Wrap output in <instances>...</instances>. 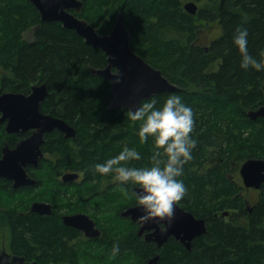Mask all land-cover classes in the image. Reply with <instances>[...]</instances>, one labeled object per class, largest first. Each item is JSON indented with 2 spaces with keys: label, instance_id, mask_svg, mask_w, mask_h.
<instances>
[{
  "label": "trees",
  "instance_id": "obj_1",
  "mask_svg": "<svg viewBox=\"0 0 264 264\" xmlns=\"http://www.w3.org/2000/svg\"><path fill=\"white\" fill-rule=\"evenodd\" d=\"M80 1L81 11L70 12L100 35L108 34L121 14L132 51L178 88L147 100L155 98L161 107L168 95L176 94L193 110L191 138L197 143L193 158L177 178L187 189L177 204L194 217L206 219L205 234L195 238L190 249L172 239L157 249L137 236L136 223L120 216L135 206L129 196L134 186L116 182L98 198L109 223L104 229L109 228L108 235L113 231L107 249L92 254L84 251L81 257L87 260L83 264H145L155 255H159L157 264H264V184L248 212L241 187L230 176L245 160L264 159V119L247 117L249 110L264 107V71L242 69L233 43L237 29L247 30L249 54L264 62V0ZM187 2L197 5L194 15L183 8ZM203 24H214L218 30L205 48L200 42ZM29 31L30 41L24 38ZM106 64L105 54L85 44L74 31L58 22H41L27 0H0V94L27 95L32 86L45 83L47 96L40 111L76 130L75 145L57 137L58 150L51 153L55 163L81 171L101 189L103 180L110 181L112 175L97 173V164L128 147L141 157L129 166L150 167L154 151L151 137L146 143L139 139L141 122L132 121L121 108L107 110L109 81L91 73ZM13 137L0 125V147L5 140L12 144ZM39 180L47 188V169ZM4 183L0 180V191ZM33 200L29 195L12 194L3 204L9 210L24 211ZM224 212H228L226 217ZM4 214L0 226L7 227L12 249L26 261L40 259L44 264L55 241L62 244L67 229L52 217L15 211ZM114 245L119 246L116 254ZM62 252L57 249L54 255Z\"/></svg>",
  "mask_w": 264,
  "mask_h": 264
},
{
  "label": "water",
  "instance_id": "obj_2",
  "mask_svg": "<svg viewBox=\"0 0 264 264\" xmlns=\"http://www.w3.org/2000/svg\"><path fill=\"white\" fill-rule=\"evenodd\" d=\"M39 14L41 22H58L65 29L72 30L84 40V43L101 50L107 64L102 69H91V73L97 77H103L109 81L111 99L107 110L121 108L127 110L135 107L151 96L163 92L177 91L178 88L169 83L162 73L150 66L130 48V34L126 30L121 14L118 15L115 24L108 34L100 35L96 29L85 20L76 17L70 11L79 13L83 7L80 0H27ZM183 8L191 15L197 10V5L187 2ZM117 70L119 77H116ZM119 79V84L112 81ZM264 91V83L262 85ZM47 96L45 83L31 87L29 94L3 93L0 94V124L5 123V132L8 134L25 132L33 129L32 134L18 142L13 149L6 145L1 150L0 178L14 181L15 187H24L34 184L29 178L24 167L29 164H37L42 156L40 146L43 144V136L52 130H58L66 137L74 136L75 131L64 121L43 114L40 104ZM247 117L253 121L264 119V107L249 110ZM239 176L243 187L246 189L260 190L264 184V159H247L239 168ZM77 178V175L66 174L63 179ZM134 190V188H133ZM50 206L43 203L32 204L30 211L39 214H49ZM175 216L170 222H150L140 224L137 218L142 214L136 206L128 207L121 212V216L129 217L132 222L139 224L138 235L149 231L145 241L153 242L157 248H161L170 238L180 242L186 249H190L191 242L205 234L206 219L196 218L189 211L184 210L178 204L175 205ZM250 211V207H248ZM228 212L222 214L227 216ZM66 225L82 229L88 236H95L98 230L89 231L92 222L82 215L66 217ZM163 226V228H161ZM166 229V230H165ZM89 232V233H88ZM159 255L147 260L146 264H157ZM0 264H28L22 257H14L7 262L5 253H0Z\"/></svg>",
  "mask_w": 264,
  "mask_h": 264
},
{
  "label": "clouds",
  "instance_id": "obj_3",
  "mask_svg": "<svg viewBox=\"0 0 264 264\" xmlns=\"http://www.w3.org/2000/svg\"><path fill=\"white\" fill-rule=\"evenodd\" d=\"M233 43L241 55L242 69L264 71V62L249 54L247 30L237 29ZM116 77H119L118 70ZM112 83L119 84L120 80H113ZM156 105L157 101L153 98L126 110L132 121L141 122L138 131L141 143L152 138L154 151L151 166H129L130 162L141 157L135 149L128 147L115 158L95 166L97 173L104 176L111 174L113 181L134 186L129 196L142 213L137 218L142 225L150 222L170 224L175 216V205L187 194L183 182L177 178L183 175L184 165L193 158L192 149L197 143L191 138L195 125L193 110L182 103L180 96L168 95L161 107ZM118 252L119 246L114 245L113 253Z\"/></svg>",
  "mask_w": 264,
  "mask_h": 264
},
{
  "label": "flooded vegetation",
  "instance_id": "obj_4",
  "mask_svg": "<svg viewBox=\"0 0 264 264\" xmlns=\"http://www.w3.org/2000/svg\"><path fill=\"white\" fill-rule=\"evenodd\" d=\"M201 46L205 48L206 45H201ZM66 124L74 129L75 135L66 137L64 133L58 130H52L51 132L44 134L43 136L44 142L40 146V151L42 152V156L37 160L38 161L37 164L35 165L29 164L24 167L27 176L34 180V184L24 187H15L13 180L0 178V180L5 181L0 191V223H1V217L6 215L4 213L7 212V216H8L9 214H11V212L15 211L19 215L27 214V213H35L39 216L52 217L54 221L59 222L67 229V231H65V235H63L60 240L62 244L57 245L58 241H55L54 245L51 248H49V251L45 255L47 262H45L44 264H80L79 260L84 252V249L86 250L90 249L92 251H101V250L106 251L107 243L108 241H110V235H111V234L108 235L107 230L104 229L105 227L104 224L100 222L99 219H97L98 215L100 214L99 213L100 203L98 201V198L102 190L104 192L106 189L109 188V185H107V181L103 180V188L101 189V186L100 184H98V182H96L94 179H91L90 177H86V175L83 174L81 171L70 169L69 167L57 166V163L52 162V160L49 159V157L52 156L51 153H53L54 150H58L56 145L57 137L60 136L61 139L65 140V142H67L68 144L75 145L76 130L73 126L69 125L68 123ZM0 125H2L5 131V123H2ZM33 131H34L33 129H30L25 132L19 131L11 134L5 132L8 135H14V137L12 138L13 141L12 144L7 142L6 140L3 141L0 147V157H1V150L4 145H6L8 149H13L15 148L18 142L29 137ZM45 145L49 147L48 151H46ZM41 161L44 162L42 163ZM243 163H241V165ZM46 169L49 171L50 180L48 182L47 188L44 189V187H42L43 185L42 183H44V181L39 180V176H41L43 170ZM66 174H70V175L76 174L77 178H71L65 180L63 179V176ZM241 189L243 188L241 187ZM247 190H254V189L249 188ZM256 191H258L259 193L255 203H257L260 197V194L262 192V187L260 190H256ZM12 194L13 195L18 194L24 196L29 195L35 198V200L31 201L29 207L24 211L21 210L16 211L12 209L9 210L6 208V205L3 204V200L4 198L8 199ZM34 203H43L49 205L50 213L39 214L37 212H31L30 208ZM252 205H248V202L245 200V206L247 207L248 212H249L248 207H251ZM78 215L86 216L92 222V228L88 230L89 231L98 230V234L95 236H88L84 230L75 228L70 225H66L64 223V219L66 217H73ZM123 218L131 221L129 217H123ZM134 223H136L137 225V231H136L137 236L140 237L142 241L146 243H153V242L145 241V236L149 234V231H144L141 235H138L139 224L137 222ZM161 228H163V226H161ZM11 237L12 235L9 233L8 242L6 240V235L5 236L3 235L2 238L0 237V253L3 252L6 254L7 262H11L14 257H22L24 259V262L28 264H40V261H42L40 259L38 262L34 259L30 261H26V258L24 256L17 254L12 249ZM170 239L180 243L179 241L173 238ZM154 245L157 248L156 244ZM57 249L63 250L60 256L54 255V251Z\"/></svg>",
  "mask_w": 264,
  "mask_h": 264
},
{
  "label": "rangeland",
  "instance_id": "obj_5",
  "mask_svg": "<svg viewBox=\"0 0 264 264\" xmlns=\"http://www.w3.org/2000/svg\"><path fill=\"white\" fill-rule=\"evenodd\" d=\"M210 28V29H209ZM209 30V34H205L204 32ZM201 33H202V37H201V40L200 42L203 44V45H206L211 39H213L217 34H218V30L216 27H214V24H208V25H204L201 27ZM31 32L29 31L28 33H25V36L24 38L28 41L31 40L32 36H31ZM50 160H52V162H55V158H53L52 156L49 157ZM230 176L232 177V180L236 183H238V185L240 187H242L243 189H241L240 191V196L243 197L244 200H246L248 202V205H252L256 202L257 200V197H258V191L256 190H247L243 187L242 185V181L240 179V176H239V172H238V169L235 171H232V173L230 174ZM116 182L113 181V179L111 178L110 181L107 182V185H109V188H112L113 185H115ZM31 204V203H30ZM14 209H16L15 207H12ZM100 214L98 215L97 219H99L100 222H102L104 224V226H107V220L105 219V214H104V210L100 208ZM109 228H107V231H108ZM113 232H111L112 234ZM3 235L5 236L6 235V240L8 242V237H9V232H8V229L7 227L5 226H0V237L2 238ZM84 251H87V253H90L92 254V250L88 249H84ZM102 251V250H101ZM99 251V252H101ZM87 258H85V260H83L82 257H80V260H79V263L83 264L84 262H86Z\"/></svg>",
  "mask_w": 264,
  "mask_h": 264
}]
</instances>
